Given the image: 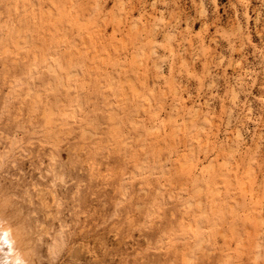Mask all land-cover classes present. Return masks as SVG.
Here are the masks:
<instances>
[{
    "label": "rangeland",
    "instance_id": "obj_1",
    "mask_svg": "<svg viewBox=\"0 0 264 264\" xmlns=\"http://www.w3.org/2000/svg\"><path fill=\"white\" fill-rule=\"evenodd\" d=\"M0 165L33 264H264V0H0Z\"/></svg>",
    "mask_w": 264,
    "mask_h": 264
},
{
    "label": "bare ground",
    "instance_id": "obj_2",
    "mask_svg": "<svg viewBox=\"0 0 264 264\" xmlns=\"http://www.w3.org/2000/svg\"><path fill=\"white\" fill-rule=\"evenodd\" d=\"M49 69H50V67H49ZM16 133H17V131H16ZM13 136H15V135L13 134ZM15 137L18 138V136H15ZM11 138H13V137H11ZM13 143H15L14 145L17 144V142H13ZM14 147H16V146H14ZM9 148H11V146ZM12 150H14V149H12ZM4 157H5V155H4ZM3 159H1V160H3ZM197 190H200V188L198 187ZM7 203H8V201H6V200H0V264H33V259H32L31 253L28 250V249H30V247L27 248L26 240H28V239H26L25 232H24L23 228L18 225L19 218L17 220L16 215L14 214L15 215L14 216L12 214L13 212L9 213L7 211ZM59 204L57 206H59ZM46 206H48V205H46ZM23 227H24V225H23ZM61 230H63V228H61ZM63 231L59 232L58 236ZM47 233H48V230H47L46 234ZM63 235H64V233L62 234V236ZM62 236H61V239L59 237H57V240L58 241H59V239L64 240L65 238L62 239ZM54 242H57V241H55V239H54ZM51 246H54V245H51Z\"/></svg>",
    "mask_w": 264,
    "mask_h": 264
}]
</instances>
